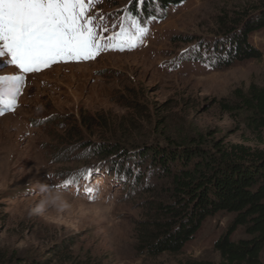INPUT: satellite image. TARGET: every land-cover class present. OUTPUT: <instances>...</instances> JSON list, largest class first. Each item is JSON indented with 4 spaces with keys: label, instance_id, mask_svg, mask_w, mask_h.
Returning <instances> with one entry per match:
<instances>
[{
    "label": "rangeland",
    "instance_id": "obj_1",
    "mask_svg": "<svg viewBox=\"0 0 264 264\" xmlns=\"http://www.w3.org/2000/svg\"><path fill=\"white\" fill-rule=\"evenodd\" d=\"M131 1L95 0L88 9L101 43L122 27L131 30ZM262 2L188 0L151 22L134 50H106L95 59L25 74L14 111L0 116V264L219 262L214 244L234 219L226 212L206 219L178 254L141 253L137 225L151 195L116 179L94 148L123 141L165 146L168 137L185 142L202 136L209 147L215 141L264 150V135L222 106L237 89L264 87V28L249 38L259 58L224 67L200 58L190 42L214 39L219 16ZM18 74L15 66L0 64V76ZM158 184L152 179L149 187L157 192ZM48 194L60 202L34 211ZM247 238L242 228L232 235L233 241Z\"/></svg>",
    "mask_w": 264,
    "mask_h": 264
},
{
    "label": "trees",
    "instance_id": "obj_2",
    "mask_svg": "<svg viewBox=\"0 0 264 264\" xmlns=\"http://www.w3.org/2000/svg\"><path fill=\"white\" fill-rule=\"evenodd\" d=\"M187 1L132 0L126 13L147 27ZM262 28L264 2L219 16L214 39L190 42L195 43L200 58L210 57L224 67L260 57L249 38ZM232 97L230 103H222L223 108L243 114L248 126L264 135V87L237 89ZM165 141V146L123 141L125 145L108 143L94 148L116 179L151 195L144 204L145 219L137 225L140 252L154 258L178 254L206 219L226 212L234 219L214 244L219 262L188 260L185 264H263L264 150L240 145L228 148L215 141L209 147L202 136L185 142L170 137ZM152 179L159 182L157 192L149 187ZM239 228L248 238L233 241Z\"/></svg>",
    "mask_w": 264,
    "mask_h": 264
},
{
    "label": "snow or ice",
    "instance_id": "obj_3",
    "mask_svg": "<svg viewBox=\"0 0 264 264\" xmlns=\"http://www.w3.org/2000/svg\"><path fill=\"white\" fill-rule=\"evenodd\" d=\"M94 3L95 0H0V64L15 66L20 73L0 76V85L9 84L6 91L0 89V116L14 111L25 74L60 62L95 59L106 50L131 51L147 36L149 29L132 18L131 30L122 27L101 43L97 25L87 15Z\"/></svg>",
    "mask_w": 264,
    "mask_h": 264
},
{
    "label": "clouds",
    "instance_id": "obj_4",
    "mask_svg": "<svg viewBox=\"0 0 264 264\" xmlns=\"http://www.w3.org/2000/svg\"><path fill=\"white\" fill-rule=\"evenodd\" d=\"M38 186H39L41 192L48 193V186L47 185L38 182ZM60 200H61V197L59 195L48 194L45 196V199L41 201L40 205H38L37 209L34 211H38V210L42 209L48 203L55 205V204L59 203Z\"/></svg>",
    "mask_w": 264,
    "mask_h": 264
}]
</instances>
